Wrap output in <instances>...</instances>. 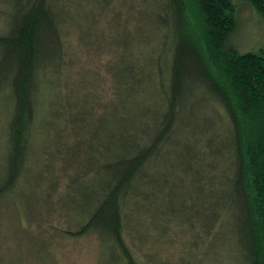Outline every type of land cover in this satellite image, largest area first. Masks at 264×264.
<instances>
[{
	"label": "trees",
	"instance_id": "obj_1",
	"mask_svg": "<svg viewBox=\"0 0 264 264\" xmlns=\"http://www.w3.org/2000/svg\"><path fill=\"white\" fill-rule=\"evenodd\" d=\"M77 1L0 0V196L16 219L35 215L34 189L46 208L55 192L69 225L53 233L97 235L109 264H148L134 246L175 227L191 236L178 264L199 250L264 264V51L231 46L236 4L84 0L81 14ZM239 1L264 24V0ZM106 12L111 36L95 23ZM72 30L112 51L101 100ZM54 163L72 171L60 194Z\"/></svg>",
	"mask_w": 264,
	"mask_h": 264
},
{
	"label": "rangeland",
	"instance_id": "obj_2",
	"mask_svg": "<svg viewBox=\"0 0 264 264\" xmlns=\"http://www.w3.org/2000/svg\"><path fill=\"white\" fill-rule=\"evenodd\" d=\"M233 2L237 8V29L230 38L231 46L239 53L264 51V24L260 17L245 2L239 0H233ZM82 3H85L84 0H79L78 4L75 3L78 5V12L81 11ZM3 7L6 9L7 5L3 4ZM82 7L85 6L82 5ZM108 14L106 12L103 21L100 18L95 23L99 32L111 36L115 30V23L105 20L106 17H110ZM2 25L3 19L0 16V32L3 29ZM81 29H84L83 26ZM77 33L72 30L67 35V43L73 47L75 57L80 64L82 77L91 90L90 95L92 96L89 99L96 97L101 100L110 93L111 80L106 63L111 58L112 51L108 49V45L87 49V46H83L79 41ZM53 172L56 175L55 179L60 194L66 184L68 173L72 171L61 173L58 164L54 163ZM33 179L30 178V180ZM34 190L30 194L33 200L28 197L27 201L30 200L28 209L31 208L35 215L30 218L26 215V217L21 216L19 220L14 215L15 207L10 199L11 196H0V264H109L101 255V244L97 235L87 234V236L71 238L60 235L59 232L53 233L54 228L64 230L69 225L60 211L58 195L55 192L52 194V200L49 201V206L46 208L39 203L40 192L37 189ZM23 192L21 202L27 212L26 192L25 190ZM179 229V227H175L154 241L151 239L153 238L151 233V236L146 239V243L140 247L135 245L134 250H138L141 261L148 264L154 262L151 260L152 256L148 254L149 252L150 254L155 253L160 264H178L183 255L182 250H185L183 241L187 240V237H191L185 236L184 231L180 232ZM147 230L149 231V228ZM203 252L199 250L198 254L193 255L194 264H203L201 260L205 262L204 264H221V262L216 263L210 260L209 256L204 257ZM183 258L190 261V258Z\"/></svg>",
	"mask_w": 264,
	"mask_h": 264
}]
</instances>
